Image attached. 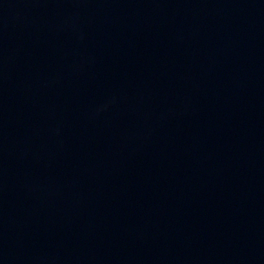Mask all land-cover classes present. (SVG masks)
<instances>
[{
    "label": "water",
    "instance_id": "obj_1",
    "mask_svg": "<svg viewBox=\"0 0 264 264\" xmlns=\"http://www.w3.org/2000/svg\"><path fill=\"white\" fill-rule=\"evenodd\" d=\"M0 264H264V0H0Z\"/></svg>",
    "mask_w": 264,
    "mask_h": 264
}]
</instances>
